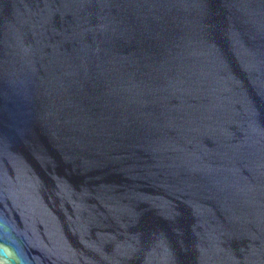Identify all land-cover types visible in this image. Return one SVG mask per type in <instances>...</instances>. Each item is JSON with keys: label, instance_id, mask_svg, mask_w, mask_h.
I'll list each match as a JSON object with an SVG mask.
<instances>
[{"label": "water", "instance_id": "water-1", "mask_svg": "<svg viewBox=\"0 0 264 264\" xmlns=\"http://www.w3.org/2000/svg\"><path fill=\"white\" fill-rule=\"evenodd\" d=\"M0 264H264V0H0Z\"/></svg>", "mask_w": 264, "mask_h": 264}]
</instances>
